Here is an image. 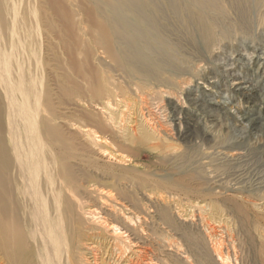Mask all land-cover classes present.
Returning <instances> with one entry per match:
<instances>
[{"label": "bare ground", "instance_id": "bare-ground-1", "mask_svg": "<svg viewBox=\"0 0 264 264\" xmlns=\"http://www.w3.org/2000/svg\"><path fill=\"white\" fill-rule=\"evenodd\" d=\"M263 3L0 0V264H119L121 258L109 263L95 254L101 246L89 248L106 238L95 231L97 220L117 237L138 242L127 224L138 217L151 233L150 174L136 167L115 173L108 164L135 163L127 144L133 141L117 138L136 106L132 97L139 95L148 112L164 110L163 95L179 89L174 77L189 68L168 36L172 30H161L157 16L188 29L183 31L202 54L234 30H250L249 19ZM134 190L148 198L147 208L135 201ZM165 213L170 232L180 231ZM238 214L244 225L250 223L244 210ZM181 241L187 261L201 264L198 248L207 247L194 235ZM179 246L173 242L169 249ZM115 247L121 255L112 253L126 255L128 248ZM214 251L231 264L228 250Z\"/></svg>", "mask_w": 264, "mask_h": 264}, {"label": "rangeland", "instance_id": "rangeland-1", "mask_svg": "<svg viewBox=\"0 0 264 264\" xmlns=\"http://www.w3.org/2000/svg\"><path fill=\"white\" fill-rule=\"evenodd\" d=\"M232 12L234 23L237 16ZM157 21L161 30H172L168 36L180 45L178 58L189 63L188 71L174 77L181 86L172 96L163 95L162 111L152 107L148 112L139 95L132 97L136 106L126 113L128 122H123L117 138L133 141L127 144L135 163L108 164L115 173L136 167L150 174L152 183L146 190L152 196V234L140 226L143 219L138 217H127V224L134 222L129 225L145 244L134 241L135 236L117 237L97 220L94 225L100 230L95 231L106 241L89 248L101 246L94 253L109 263L121 258L119 264H132L128 261L133 258L139 264H194L181 248V236L194 235L209 250L199 246L201 264H230L216 256L219 246L225 254L229 251L231 264H264V3L250 17V30H234L229 40L202 54L183 31L188 29L164 14ZM123 109L121 105L117 113ZM142 193L134 190L133 196L147 208L149 201ZM238 208L250 218L249 224L244 225ZM165 211L182 232H170ZM173 242L180 245L179 251L169 249ZM116 245L128 248L124 258L117 255L121 253Z\"/></svg>", "mask_w": 264, "mask_h": 264}]
</instances>
